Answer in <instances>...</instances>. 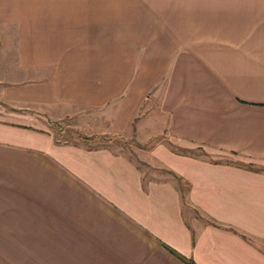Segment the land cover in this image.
<instances>
[{
    "label": "crops",
    "instance_id": "0c3cea01",
    "mask_svg": "<svg viewBox=\"0 0 264 264\" xmlns=\"http://www.w3.org/2000/svg\"><path fill=\"white\" fill-rule=\"evenodd\" d=\"M215 13L0 0V264H264V14ZM77 115L164 174L54 141Z\"/></svg>",
    "mask_w": 264,
    "mask_h": 264
},
{
    "label": "rangeland",
    "instance_id": "374dc122",
    "mask_svg": "<svg viewBox=\"0 0 264 264\" xmlns=\"http://www.w3.org/2000/svg\"><path fill=\"white\" fill-rule=\"evenodd\" d=\"M211 8L213 12V18L219 16L215 12L220 11H245V12H259V16H263L264 14V0H211ZM222 17L224 15H221ZM253 16V15H250ZM1 53V52H0ZM78 116V117H77ZM74 118H64L59 121L50 122V133L53 137V140L58 143H67V144H77L82 145L86 148H104L110 151L113 154H123L125 155L138 169L145 173V177L151 178L154 173L164 174L163 171L155 170L145 167L143 164L139 163L136 158L135 148L136 145L131 140H124L122 138L114 137V136H101V135H86L81 133L78 130V126L80 125L78 119L81 115H77ZM82 118V117H81ZM80 118V119H81ZM172 149H176L181 152H187L197 157H205L209 159V157L203 152V150L199 148L193 149H181L176 146L171 145ZM224 161H231L237 164H241L236 161L235 158L226 156L224 157ZM253 170L263 171L264 172V162L246 165ZM197 218L198 215L196 216Z\"/></svg>",
    "mask_w": 264,
    "mask_h": 264
},
{
    "label": "trees",
    "instance_id": "16d2710c",
    "mask_svg": "<svg viewBox=\"0 0 264 264\" xmlns=\"http://www.w3.org/2000/svg\"><path fill=\"white\" fill-rule=\"evenodd\" d=\"M167 249V248H166ZM167 251L169 253H171L175 258H177L179 261H181L184 264H193L190 260L184 259L183 257H181L180 255L176 254L175 252L167 249Z\"/></svg>",
    "mask_w": 264,
    "mask_h": 264
}]
</instances>
